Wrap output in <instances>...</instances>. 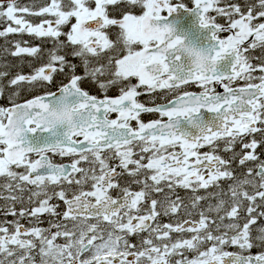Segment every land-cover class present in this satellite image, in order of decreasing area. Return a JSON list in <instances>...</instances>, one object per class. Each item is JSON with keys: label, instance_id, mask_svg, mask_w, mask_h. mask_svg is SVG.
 Wrapping results in <instances>:
<instances>
[{"label": "snow or ice", "instance_id": "6c2138e0", "mask_svg": "<svg viewBox=\"0 0 264 264\" xmlns=\"http://www.w3.org/2000/svg\"><path fill=\"white\" fill-rule=\"evenodd\" d=\"M0 41V264H264V0H0Z\"/></svg>", "mask_w": 264, "mask_h": 264}, {"label": "flooded vegetation", "instance_id": "af4514ba", "mask_svg": "<svg viewBox=\"0 0 264 264\" xmlns=\"http://www.w3.org/2000/svg\"><path fill=\"white\" fill-rule=\"evenodd\" d=\"M21 2H27V0H21ZM25 39H28V37H25ZM0 43H3V41H0ZM28 69L25 68V71H27Z\"/></svg>", "mask_w": 264, "mask_h": 264}]
</instances>
